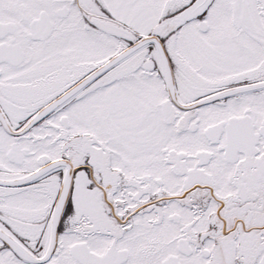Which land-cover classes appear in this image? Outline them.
I'll use <instances>...</instances> for the list:
<instances>
[{
  "label": "snow or ice",
  "instance_id": "6c2138e0",
  "mask_svg": "<svg viewBox=\"0 0 264 264\" xmlns=\"http://www.w3.org/2000/svg\"><path fill=\"white\" fill-rule=\"evenodd\" d=\"M0 264H264V0H0Z\"/></svg>",
  "mask_w": 264,
  "mask_h": 264
}]
</instances>
